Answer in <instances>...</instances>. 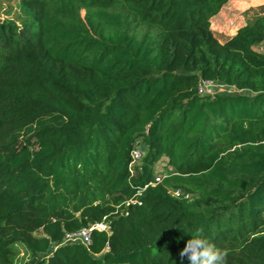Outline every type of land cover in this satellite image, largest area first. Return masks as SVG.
Instances as JSON below:
<instances>
[{
  "label": "trees",
  "instance_id": "16d2710c",
  "mask_svg": "<svg viewBox=\"0 0 264 264\" xmlns=\"http://www.w3.org/2000/svg\"><path fill=\"white\" fill-rule=\"evenodd\" d=\"M227 2L0 0V264H180L197 231L264 264V7L222 44Z\"/></svg>",
  "mask_w": 264,
  "mask_h": 264
},
{
  "label": "crops",
  "instance_id": "0c3cea01",
  "mask_svg": "<svg viewBox=\"0 0 264 264\" xmlns=\"http://www.w3.org/2000/svg\"><path fill=\"white\" fill-rule=\"evenodd\" d=\"M264 7V0H228L211 19V30L220 43L225 44L246 27L251 10ZM250 13V15H249ZM231 23L234 25L231 26ZM167 164V159H163Z\"/></svg>",
  "mask_w": 264,
  "mask_h": 264
},
{
  "label": "built area",
  "instance_id": "2783aa9c",
  "mask_svg": "<svg viewBox=\"0 0 264 264\" xmlns=\"http://www.w3.org/2000/svg\"><path fill=\"white\" fill-rule=\"evenodd\" d=\"M261 15L264 17V12ZM232 25L234 24L231 23V26ZM263 50L264 48H261V51ZM198 90L201 96L215 95L218 93H230L233 91L232 89L226 88L223 85L217 84L209 80H201L199 83ZM144 155H145V148L142 145V140L139 139L135 142V147L132 153L133 161L131 163L130 168H133L135 165L141 162L142 159L144 158ZM164 179L165 178L162 179L161 176L156 175L155 185L161 184ZM170 192L176 198L190 199L191 197L189 194L184 193L182 190H171ZM95 230L109 233L108 225L105 223H101V224L93 225L90 228L83 229L77 233L67 234L64 242L69 244H81L84 245L85 247H88L92 242V233Z\"/></svg>",
  "mask_w": 264,
  "mask_h": 264
},
{
  "label": "clouds",
  "instance_id": "9594fccd",
  "mask_svg": "<svg viewBox=\"0 0 264 264\" xmlns=\"http://www.w3.org/2000/svg\"><path fill=\"white\" fill-rule=\"evenodd\" d=\"M180 264L185 259L188 264H228L227 251L217 247L201 231L186 242V246L180 251Z\"/></svg>",
  "mask_w": 264,
  "mask_h": 264
},
{
  "label": "rangeland",
  "instance_id": "374dc122",
  "mask_svg": "<svg viewBox=\"0 0 264 264\" xmlns=\"http://www.w3.org/2000/svg\"><path fill=\"white\" fill-rule=\"evenodd\" d=\"M5 6H6V8H8L7 4L4 5V7ZM13 6H14L13 8L15 9L16 5H13ZM83 15H84V12H83ZM10 17L11 16H8V15L0 12V19L1 20H8ZM173 173L174 172L168 168L166 162L163 160L156 165V175L161 176L162 179L168 177L169 175H171ZM18 249L20 251V255L17 258V263L23 264L30 259V255L27 254L26 249L24 247L19 246Z\"/></svg>",
  "mask_w": 264,
  "mask_h": 264
}]
</instances>
